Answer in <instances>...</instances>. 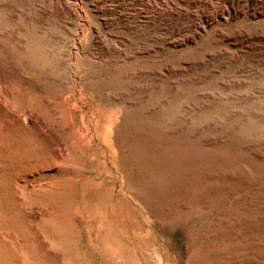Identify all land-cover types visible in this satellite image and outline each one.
I'll use <instances>...</instances> for the list:
<instances>
[{
  "label": "rangeland",
  "instance_id": "374dc122",
  "mask_svg": "<svg viewBox=\"0 0 264 264\" xmlns=\"http://www.w3.org/2000/svg\"><path fill=\"white\" fill-rule=\"evenodd\" d=\"M0 79V264H264V0H0Z\"/></svg>",
  "mask_w": 264,
  "mask_h": 264
},
{
  "label": "bare ground",
  "instance_id": "6f19581e",
  "mask_svg": "<svg viewBox=\"0 0 264 264\" xmlns=\"http://www.w3.org/2000/svg\"><path fill=\"white\" fill-rule=\"evenodd\" d=\"M0 86L2 88V96L5 98L6 102H11L13 96V90H12V86L10 87V81H6L5 79H0Z\"/></svg>",
  "mask_w": 264,
  "mask_h": 264
}]
</instances>
